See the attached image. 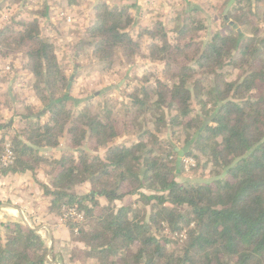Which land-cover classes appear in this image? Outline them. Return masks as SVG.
Masks as SVG:
<instances>
[{
    "label": "trees",
    "instance_id": "16d2710c",
    "mask_svg": "<svg viewBox=\"0 0 264 264\" xmlns=\"http://www.w3.org/2000/svg\"><path fill=\"white\" fill-rule=\"evenodd\" d=\"M259 1L233 0L221 16L229 31H213L206 39L196 6L176 13L170 25L164 20L136 25L130 5L97 1L93 20L83 29L91 56L106 69L117 56L123 64L148 60L116 110L90 111L88 99L81 102L85 109L69 107L80 101L72 96L57 46L43 35L40 17L47 16V3L41 15L0 28V54L24 57L42 104L36 112L26 106L10 142L11 120H0V156L6 143L13 153L10 164L0 161V176L28 172L36 179L45 166L49 184L37 182L51 196V210L62 215L74 206L83 215L66 221L71 240L85 246L71 259L79 252L92 264H264V35L259 34L264 7L259 9ZM226 65L240 68V77L228 78ZM191 84L208 120L191 116ZM167 107L173 109L169 123L181 124L176 132L185 134V142L194 137L191 146L209 159L203 167L210 162L225 170L223 177L176 180L183 173L176 147L165 141L163 150L156 135L160 122H167ZM130 134L136 135L131 144L119 140ZM45 147L51 151H42ZM189 147L184 155L198 161ZM82 184L88 190L75 193ZM133 194L143 206H116V200ZM182 231L184 238H172ZM48 254L34 229L0 222V264H56Z\"/></svg>",
    "mask_w": 264,
    "mask_h": 264
},
{
    "label": "rangeland",
    "instance_id": "374dc122",
    "mask_svg": "<svg viewBox=\"0 0 264 264\" xmlns=\"http://www.w3.org/2000/svg\"><path fill=\"white\" fill-rule=\"evenodd\" d=\"M99 0H0V28L5 25L12 24L13 21L19 18L30 19L33 15H41V11L44 10L45 3L48 5L47 16L40 17V22L43 27V35L50 41L54 42L59 50V57L68 66V73H70L72 84V96L80 101V104H72L69 107L75 111L85 109V106L81 103L88 99L90 102V111H94L102 106H107L116 110L120 107V104L124 102L125 95L129 91V83L132 82V77L135 74H142L146 71L144 65L145 60L137 58L139 60L141 68L137 73L130 72L125 69L126 65L123 64V60L120 56H117L115 63L111 68L106 69L104 66L93 56H91L92 44L90 39L84 34L85 24L81 23L82 31L76 30L79 26L76 25L78 18L87 16V14L93 11L94 5ZM110 5H130V11L133 14L132 4L134 0H105ZM137 2L139 0H136ZM166 2L167 10L164 15H160L156 20H164L168 25L172 24L170 18L176 15V13H182L189 7L196 6L198 8L197 15L200 17L207 26L206 31L201 33V36L206 39L213 31L220 30L221 32H228V29H223L221 25V16L225 12L229 1L226 0H164ZM170 1V3L168 2ZM259 9L264 7V0H260L257 3ZM171 9V14L169 12ZM161 10V9H160ZM159 10V12H160ZM163 11V10H161ZM164 13V12H163ZM229 11L225 14H228ZM86 18V17H85ZM135 18V17H134ZM155 19V18H154ZM152 18H148L147 22H155ZM151 22V23H152ZM65 24V25H63ZM148 24V23H144ZM136 25H139L136 23ZM260 35H264V24L260 25ZM82 33V34H81ZM145 40L142 41L144 47ZM24 57L19 53H10L8 55L0 54V120L10 121L11 124L7 127V141L10 140L11 135L14 132H18L21 126L20 115L25 114L27 111V105L32 109L40 111L42 104L36 99L33 92V84L36 79L30 75L23 67ZM148 65V60H147ZM146 65V67H147ZM142 69V70H141ZM144 69V70H143ZM228 72V78L237 79L240 77V68L235 69L230 65H226L223 69ZM208 76L202 78L203 87H208ZM189 88L193 91L191 99V109L193 117H201L208 120V116L202 108V105L198 103L195 97V86L191 84ZM106 94L104 95L103 93ZM121 101V102H120ZM209 107V106H207ZM166 124L160 122L159 132L156 133L162 149L164 150L165 141H170L176 147V157L181 152L184 146L190 142L194 137H190L188 142H185V134L181 131V124L173 126L169 123L170 116L173 115V109L167 107ZM44 118V117H43ZM147 126L153 128V119L148 116ZM174 132H176L174 134ZM120 141H124L127 144H131L136 140L135 134L125 135L119 138ZM10 142V141H9ZM151 142L149 143V146ZM190 151L198 156V161L192 155H182L181 163L183 173L176 176V180L179 182H201L209 181L216 178H221L225 174V170H219L212 166L210 162L206 163L209 159L201 154L196 146L189 145ZM62 148V144L59 145L55 151V156H58V151ZM156 149V153H160L163 150ZM44 152H50V148H41ZM2 154V153H1ZM36 175L42 179L48 181L49 177L45 173V166L39 168ZM37 179V178H36ZM37 184L42 189L41 185ZM88 190V186L84 184L74 188V192L77 194H84ZM134 202L137 206H143L138 201V195H127L123 199L116 200V206L119 207L122 204H128ZM148 209V208H147ZM64 213L59 215L62 223L66 224L67 219H64ZM26 224V223H25ZM27 225V224H26ZM28 226V225H27ZM30 227V226H29ZM31 228V227H30ZM37 232L36 228H32ZM172 238L182 239L184 238V231L178 234H173ZM76 261H84L85 254L77 252L74 255ZM46 259L50 260L49 254Z\"/></svg>",
    "mask_w": 264,
    "mask_h": 264
},
{
    "label": "crops",
    "instance_id": "0c3cea01",
    "mask_svg": "<svg viewBox=\"0 0 264 264\" xmlns=\"http://www.w3.org/2000/svg\"><path fill=\"white\" fill-rule=\"evenodd\" d=\"M166 2L164 0H139L138 2L134 0L132 9L135 24H149L152 21L147 22L148 18L156 20L160 15L166 17ZM92 13L93 11H90L87 16L84 15L77 19L75 23L79 27L76 30L81 32V23L86 26L93 20ZM167 13L170 16L171 9ZM138 62L139 60H136L135 63L126 65L125 69L137 73L141 68ZM146 62L147 60L142 64L144 68H146ZM35 177L37 179L32 178L28 172L0 176V222L15 221L36 228L49 250L50 259L56 264H92L90 259L76 261L74 256L71 259L73 251L84 250L85 246L71 240L68 227L62 223L59 215L51 210V196L44 194L37 184V181H40L48 185V181L42 180L39 175ZM84 185L88 186V184ZM99 201L102 204L106 203L104 197H100Z\"/></svg>",
    "mask_w": 264,
    "mask_h": 264
},
{
    "label": "built area",
    "instance_id": "2783aa9c",
    "mask_svg": "<svg viewBox=\"0 0 264 264\" xmlns=\"http://www.w3.org/2000/svg\"><path fill=\"white\" fill-rule=\"evenodd\" d=\"M0 161L3 166H6L13 161V153L10 150L8 143L5 144L4 151L0 156ZM69 218L79 221L83 219V215L76 209V207L72 206L65 209L64 219H69Z\"/></svg>",
    "mask_w": 264,
    "mask_h": 264
},
{
    "label": "water",
    "instance_id": "95a60500",
    "mask_svg": "<svg viewBox=\"0 0 264 264\" xmlns=\"http://www.w3.org/2000/svg\"><path fill=\"white\" fill-rule=\"evenodd\" d=\"M232 1H233V0H230V1H229L227 7L225 8V12H224V14H225V13L227 12V10L229 9V7H230ZM70 78H71V77H70ZM192 141H193V139H192L190 142H188V143L184 146V148H183V150H182L181 152L178 153V158H177V163H178V164L181 163V156L184 154V152H186V151L188 150V147H189V145H190V143H191Z\"/></svg>",
    "mask_w": 264,
    "mask_h": 264
}]
</instances>
